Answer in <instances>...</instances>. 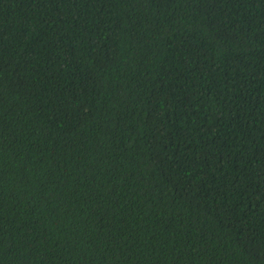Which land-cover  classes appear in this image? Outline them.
<instances>
[{
	"label": "trees",
	"instance_id": "1",
	"mask_svg": "<svg viewBox=\"0 0 264 264\" xmlns=\"http://www.w3.org/2000/svg\"><path fill=\"white\" fill-rule=\"evenodd\" d=\"M0 264H264V0H0Z\"/></svg>",
	"mask_w": 264,
	"mask_h": 264
}]
</instances>
